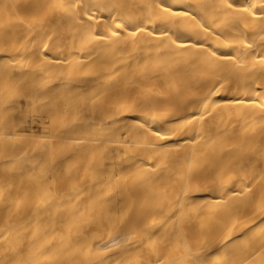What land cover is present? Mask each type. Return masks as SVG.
<instances>
[{"label":"bare ground","instance_id":"6f19581e","mask_svg":"<svg viewBox=\"0 0 264 264\" xmlns=\"http://www.w3.org/2000/svg\"><path fill=\"white\" fill-rule=\"evenodd\" d=\"M0 264H264V0H0Z\"/></svg>","mask_w":264,"mask_h":264}]
</instances>
